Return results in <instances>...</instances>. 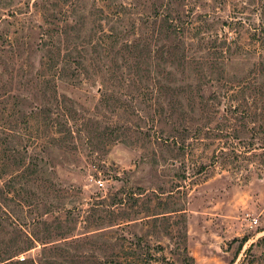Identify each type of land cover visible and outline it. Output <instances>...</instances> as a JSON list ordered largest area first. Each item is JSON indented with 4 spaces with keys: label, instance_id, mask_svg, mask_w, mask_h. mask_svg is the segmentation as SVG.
I'll return each mask as SVG.
<instances>
[{
    "label": "rangeland",
    "instance_id": "obj_1",
    "mask_svg": "<svg viewBox=\"0 0 264 264\" xmlns=\"http://www.w3.org/2000/svg\"><path fill=\"white\" fill-rule=\"evenodd\" d=\"M263 21L264 0H0V258L27 248L0 264H264Z\"/></svg>",
    "mask_w": 264,
    "mask_h": 264
},
{
    "label": "trees",
    "instance_id": "obj_2",
    "mask_svg": "<svg viewBox=\"0 0 264 264\" xmlns=\"http://www.w3.org/2000/svg\"><path fill=\"white\" fill-rule=\"evenodd\" d=\"M74 16H76L77 18V11L73 10V13ZM114 14H116L117 16V19L116 20H112V15L114 16ZM106 24L108 23V30L110 33H105L106 34V37L104 38L103 42H104V45L106 46L108 43H107V40L110 41L111 44L110 45H114V44H117V42H119L120 39L123 38L124 34L125 36L127 35V33L124 31V25L122 24V19L120 18V11L116 10V11H112V12H108L106 13ZM72 20H74L75 22H77L75 20V17H72ZM164 22L167 24L165 26V30L168 31L169 33L173 34V33H181V35H184L185 32H189V31H192L193 30V36L191 35L190 37L191 38H194L195 36L201 34L202 32H206L205 29H200L199 26L195 25L192 21H187V20H184V19H181L179 18L178 16L177 17H164ZM114 23H117L116 27L114 28ZM226 24H231V22H226ZM110 24V25H109ZM199 32V33H198ZM254 35L257 36L261 41H264V21L263 22H260L257 26H254ZM210 34L209 36H211L212 33H208ZM215 35V39H217V36L218 34L217 33H214ZM220 42H219V45H217V47H215V52H220V53H223V47L226 48V49H229V42H228V37L227 35L225 34L224 36H220ZM230 41V40H229ZM127 42V41H126ZM128 43V42H127ZM127 43H125V46L126 47H131L130 45H128ZM130 44V43H129ZM146 47H147V44L144 45L140 51L143 52V50H146ZM218 49L220 51H218ZM67 58H65L62 62L61 65V68H58L56 65H51V67H48V70H49V73L45 74V73H38V76L36 77L37 81L39 84H43L45 85L46 87L49 86V85H52L54 87H57L59 85V82H64L66 81V78L65 76H67L68 74H72V72H67L65 69H66V66H65V63H66ZM55 128V127H54ZM68 132H69V129H67ZM54 132H56V129L54 130ZM57 132H60V130H58ZM5 149V148H4ZM6 150L4 151V159L6 158H10V157H6ZM33 172V171H32ZM243 241L246 240L245 237H243L242 239ZM24 251V250H27V248L25 249H22V246H17L15 247L14 249H8L7 251H5L4 253V256H2L0 258V261H5L7 262V260H11L15 255L17 256V253L18 252H21V251ZM25 257H22V259H20V261H14V263H18V264H25Z\"/></svg>",
    "mask_w": 264,
    "mask_h": 264
}]
</instances>
